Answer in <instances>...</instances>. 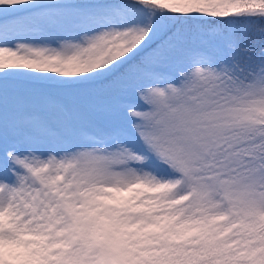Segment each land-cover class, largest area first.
<instances>
[{
  "label": "snow or ice",
  "instance_id": "snow-or-ice-1",
  "mask_svg": "<svg viewBox=\"0 0 264 264\" xmlns=\"http://www.w3.org/2000/svg\"><path fill=\"white\" fill-rule=\"evenodd\" d=\"M0 264H264V0H0Z\"/></svg>",
  "mask_w": 264,
  "mask_h": 264
},
{
  "label": "rangeland",
  "instance_id": "rangeland-1",
  "mask_svg": "<svg viewBox=\"0 0 264 264\" xmlns=\"http://www.w3.org/2000/svg\"><path fill=\"white\" fill-rule=\"evenodd\" d=\"M256 38H257V40L259 39V37H258V36H257Z\"/></svg>",
  "mask_w": 264,
  "mask_h": 264
}]
</instances>
